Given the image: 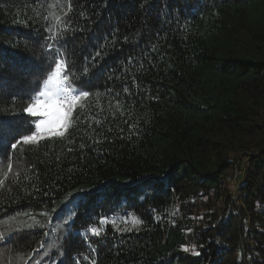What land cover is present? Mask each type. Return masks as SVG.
Segmentation results:
<instances>
[{
  "label": "trees",
  "instance_id": "1",
  "mask_svg": "<svg viewBox=\"0 0 264 264\" xmlns=\"http://www.w3.org/2000/svg\"><path fill=\"white\" fill-rule=\"evenodd\" d=\"M39 3L0 0V121L16 137L48 70ZM71 3L59 43L70 69L90 65L92 95L66 138L0 146V264H264V0ZM128 215L143 223L88 232Z\"/></svg>",
  "mask_w": 264,
  "mask_h": 264
},
{
  "label": "snow or ice",
  "instance_id": "2",
  "mask_svg": "<svg viewBox=\"0 0 264 264\" xmlns=\"http://www.w3.org/2000/svg\"><path fill=\"white\" fill-rule=\"evenodd\" d=\"M39 7L46 8L42 19L46 22L45 31L49 34L46 40V50L48 52V70L43 76L41 82L34 90L35 94L29 96L27 106L23 108V113L31 117L27 123L34 126V130H29V134H23L16 137L18 129L13 126L14 122L0 121V146H4L13 138L15 142L11 143V149L16 150L20 145H30L38 148L43 141L62 140L66 138L69 129L74 126L73 114L78 109L87 107V101L92 95L89 91L84 90L83 84L86 83L85 78L90 74V65H85L81 73L70 69L67 54L59 41L63 40L65 34L70 30L71 24L68 20L70 13L73 11L71 0L65 9L64 0H40ZM60 13H63L61 15ZM36 15L39 17L40 13ZM85 12H81V16H86ZM128 42V38H125ZM101 49L105 45L100 46ZM101 56V52L97 51L92 57V62L95 63L96 58ZM79 81V84L76 82ZM127 91V89H125ZM97 103L102 93H96ZM16 103V98H13V104ZM117 110H119V101H117ZM7 111V110H5ZM97 125L99 120L95 121ZM91 126V125H90ZM71 151V149H69ZM12 157L9 154V163L7 164L8 171H11L13 164ZM2 165V161H0ZM7 173H5V177ZM162 183V181H157ZM4 185V180H0V187ZM124 223H131L136 227L143 223L138 217L129 216L123 220ZM111 223L116 226L114 220L108 218L100 219V227L91 226L88 229L93 236H100L104 231V225ZM183 251H189L188 247H183ZM194 255H199L195 251V247L191 249ZM88 259V257H85ZM95 264V261H92Z\"/></svg>",
  "mask_w": 264,
  "mask_h": 264
},
{
  "label": "rangeland",
  "instance_id": "3",
  "mask_svg": "<svg viewBox=\"0 0 264 264\" xmlns=\"http://www.w3.org/2000/svg\"><path fill=\"white\" fill-rule=\"evenodd\" d=\"M245 159H242V162H244ZM240 166L235 165L233 168V171L230 173H228L227 177L225 178V185L229 190V193L232 192V194L234 193L235 189L237 188L239 181L241 180L240 175L243 174L242 169L240 170ZM130 215H128L127 217H129ZM69 217V211L67 207H61L58 212L56 213V223L58 224V227L56 230H51L50 232V237H55L56 238H60L61 237V232L63 231V229H66L69 224H70V220L68 219ZM125 216H120V217H112L111 220H114L116 222V227H118V229L120 230H125V229H129V228H137L133 227L132 224L129 223H124L123 220L125 218H127ZM52 234V236H51Z\"/></svg>",
  "mask_w": 264,
  "mask_h": 264
}]
</instances>
